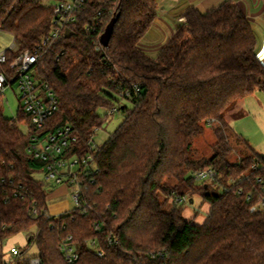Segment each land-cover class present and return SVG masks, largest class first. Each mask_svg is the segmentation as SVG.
Returning a JSON list of instances; mask_svg holds the SVG:
<instances>
[{
	"label": "trees",
	"instance_id": "1",
	"mask_svg": "<svg viewBox=\"0 0 264 264\" xmlns=\"http://www.w3.org/2000/svg\"><path fill=\"white\" fill-rule=\"evenodd\" d=\"M41 2L0 0V27L14 36L17 49H6L9 61L50 32L52 9ZM100 11L98 29L86 30ZM183 16L184 24L152 56L138 43L157 17V0H90L71 25L75 33L61 35L40 56L37 72L60 102L45 132L72 126L78 136L73 152L88 151L89 138L108 120L99 108L117 106L126 116L100 146L98 172L84 182L88 205L57 217L48 216V192L33 176L41 164L27 151L30 133L2 119L0 174L26 188L0 201L7 224L2 239L36 227L41 264H264V206L250 210L264 197V154L252 149L230 162L226 131L227 109L264 92L258 37L232 0L206 13L191 6ZM114 17L109 45L100 48ZM124 90L131 95L120 97ZM215 121L214 155L193 158L195 138ZM203 167L217 172L212 184L223 189L203 195L209 211L197 223L184 216V194L167 179L193 186L195 177L186 174ZM161 191L176 194L169 210ZM34 202L38 213L31 216ZM70 235L79 253L72 262L60 249ZM30 258L24 255L19 264H31Z\"/></svg>",
	"mask_w": 264,
	"mask_h": 264
},
{
	"label": "built area",
	"instance_id": "2",
	"mask_svg": "<svg viewBox=\"0 0 264 264\" xmlns=\"http://www.w3.org/2000/svg\"><path fill=\"white\" fill-rule=\"evenodd\" d=\"M50 1H52L50 4L52 9L51 30L48 34L42 36L38 46L33 50H23L12 61H9L6 50L0 52V65L8 66L0 69V122L5 119L1 109L4 95L10 86L17 84L21 92L20 112L9 120L23 132L30 133L27 151L30 157L41 164L40 168L34 173L43 171L46 181H53L58 185H66L74 202L73 208H76L88 205L84 196L83 185L86 179L98 172L96 155L101 145L95 143V135H92L88 141V151L79 152L78 149L73 152L72 150L78 142V136L72 126L64 124L52 131L45 132L48 119L59 110L60 102L49 83L43 78L36 76L38 72L35 65L46 49L61 35H65L67 28L74 30L71 25L76 23L78 13L82 11L90 0ZM102 15L101 11L98 12V21L87 22L85 29H93L95 32L100 26L99 21H101ZM183 19L185 20V18ZM98 46L100 48L105 47L102 43ZM134 89L137 92L140 88L134 85ZM130 95L131 92L129 90L119 93L120 97ZM106 108L109 116L114 115L118 111L117 106ZM192 174L198 179L210 178L212 180L217 176V172L210 167L195 169ZM25 191L26 188L22 184L16 185L13 177L7 178L0 174V201L7 200L10 195L18 196ZM237 193H242V189H239ZM184 199L185 197H179L180 201H184ZM259 204L264 206V197L260 203L253 205L250 210L252 212L257 211ZM37 213L36 202H34L32 208H29V214L33 216ZM58 215L60 214L52 213L49 209V217H57ZM6 228L7 224L3 222L0 211V264H19L25 255V251L20 247L11 246L8 256H5L3 252L2 242L4 239L1 238V235ZM71 239L72 236L70 235L60 245V249L65 253L69 262L79 257L77 247L70 242ZM94 242L92 241V244ZM98 253L101 255V252ZM30 263L41 264V258L35 255L30 258Z\"/></svg>",
	"mask_w": 264,
	"mask_h": 264
},
{
	"label": "rangeland",
	"instance_id": "3",
	"mask_svg": "<svg viewBox=\"0 0 264 264\" xmlns=\"http://www.w3.org/2000/svg\"><path fill=\"white\" fill-rule=\"evenodd\" d=\"M246 1L249 5H253L254 3V0ZM51 2L52 1L50 0H42L41 5L48 8L50 7ZM257 34L259 36L258 38L260 43L263 45V33L258 30ZM13 43L14 36L0 27V52L11 47ZM12 49L15 51L17 50L16 47ZM36 76L41 77L39 74ZM20 97L21 92L17 84H14L12 87L10 86L7 89L4 95V102L1 104V109L3 110L2 114L6 119H12L20 112ZM122 102L128 104L129 106L132 105L127 100H123ZM98 112L103 119L108 117V120L100 129L96 131L95 135V143L103 145L123 122L126 114L123 111L118 110L114 115L109 116L108 109L106 107L99 108ZM226 117L228 121L226 131L232 147V151L228 156L230 162H239L242 157L251 154L252 149L264 154V92L256 91L247 98L235 101L227 109ZM218 126H220V123L217 121L212 124L208 123L205 134L195 138L191 153L193 158L199 159L202 157H212L214 155L215 151L213 149V144L216 142L214 128ZM191 175L192 172L189 171L186 174V177ZM33 176L42 180L48 193L51 192L54 187L57 189L60 186L55 184L53 181H46L45 173L43 171L36 172ZM167 181L176 190L177 194H184L183 197H186V200L184 199L185 202L182 201V203H185L183 212L184 216H190L192 217L191 219L195 220L204 219L208 215L209 204L207 201H204L203 195L206 192L220 193L223 189L217 184H212L214 179L211 180L210 178H194L193 186L187 185L185 181L180 182L176 178L167 179ZM205 184L208 185L207 188L203 187ZM175 197L176 194L174 193L169 194L164 191L160 192L161 200L167 201L165 205V209L167 210L173 206ZM64 198L68 199L71 198V196H69L66 192L56 199L52 198L50 205L53 202ZM189 199H191V202ZM72 203L74 206V202ZM50 211L52 212L51 208ZM35 235L36 227H32L28 230L18 232L5 238L2 242V248L5 256L9 255L11 246L20 247L23 251H25V255L29 257L38 255L37 243L36 241H33Z\"/></svg>",
	"mask_w": 264,
	"mask_h": 264
},
{
	"label": "crops",
	"instance_id": "4",
	"mask_svg": "<svg viewBox=\"0 0 264 264\" xmlns=\"http://www.w3.org/2000/svg\"><path fill=\"white\" fill-rule=\"evenodd\" d=\"M225 1L226 0H157V17L145 33L144 37L139 41V48L152 56L156 55V53L167 43L177 28L184 24L185 20L183 18L185 17L183 16V13L188 7L195 6L202 13H206L220 6ZM232 1L238 4L242 9L250 21L257 37H259L257 34L258 30H260L264 36V0H254L253 5H249L246 0ZM15 47L16 46L14 42L9 48ZM263 50L264 43L262 45L258 38L257 53L264 64ZM66 192L70 196L69 188L66 185H60L57 189L54 187L51 192L48 193L49 209L51 208L53 213L61 214L71 210L74 207L71 198H64L53 202L50 205L52 198L56 199ZM187 218L191 219L192 217L187 216ZM206 218L207 217L201 220L194 219V221L197 223H203Z\"/></svg>",
	"mask_w": 264,
	"mask_h": 264
},
{
	"label": "water",
	"instance_id": "5",
	"mask_svg": "<svg viewBox=\"0 0 264 264\" xmlns=\"http://www.w3.org/2000/svg\"><path fill=\"white\" fill-rule=\"evenodd\" d=\"M116 20H117L116 17H114V18L111 19V21L109 22V24H108L105 32L101 36V43L104 46H108L109 45L110 39H111V37L113 35V32H114ZM74 33H75V31L72 30L71 28H67L65 30V36L67 38L71 37Z\"/></svg>",
	"mask_w": 264,
	"mask_h": 264
}]
</instances>
